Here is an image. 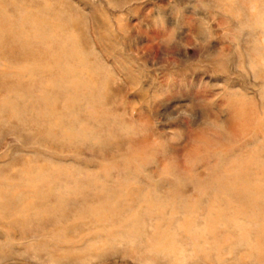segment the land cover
Masks as SVG:
<instances>
[{"label":"rangeland","instance_id":"rangeland-1","mask_svg":"<svg viewBox=\"0 0 264 264\" xmlns=\"http://www.w3.org/2000/svg\"><path fill=\"white\" fill-rule=\"evenodd\" d=\"M0 264H264V0H0Z\"/></svg>","mask_w":264,"mask_h":264}]
</instances>
